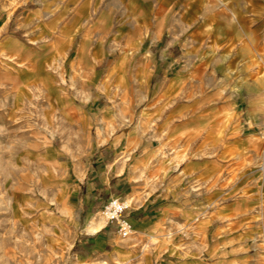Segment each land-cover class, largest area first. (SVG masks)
<instances>
[{"label":"rangeland","instance_id":"1","mask_svg":"<svg viewBox=\"0 0 264 264\" xmlns=\"http://www.w3.org/2000/svg\"><path fill=\"white\" fill-rule=\"evenodd\" d=\"M103 262L264 264V0H0V264Z\"/></svg>","mask_w":264,"mask_h":264},{"label":"crops","instance_id":"2","mask_svg":"<svg viewBox=\"0 0 264 264\" xmlns=\"http://www.w3.org/2000/svg\"><path fill=\"white\" fill-rule=\"evenodd\" d=\"M17 7H22V6H21V4H18ZM232 15H234V14H232ZM121 65L122 64L120 62H118L116 65V68L120 67ZM131 160H132L131 156L128 155L123 162L122 169H120V170L118 168H115L113 170L112 165H114V163H111L109 165V167L107 168L108 169L107 171H109L108 173L110 174V179L107 181L108 182V188H112L113 190L119 191L121 188H124V187L134 188V186H137L139 181L136 178V174L132 170H129V168H128L129 162ZM130 192L136 193L137 190L131 189ZM128 201L130 202V198L128 199ZM158 206H159L158 204H155V200L151 201V199H148V201L147 200H142L141 202L135 201L133 208L137 214L142 215L141 219L145 220L148 216H154V215L158 214V212L160 211L158 209ZM130 219H131V221L134 220L132 217ZM99 221H96V222L98 223ZM89 222H90V220L88 221V223ZM103 225H104V223L102 222L101 226L94 232H89L88 230L87 231L89 233H96L98 231H101V228L104 227ZM133 225H134V223H133ZM102 239H104V238H102ZM103 263H106V262H103Z\"/></svg>","mask_w":264,"mask_h":264},{"label":"built area","instance_id":"3","mask_svg":"<svg viewBox=\"0 0 264 264\" xmlns=\"http://www.w3.org/2000/svg\"><path fill=\"white\" fill-rule=\"evenodd\" d=\"M129 205L117 197L107 200L101 210L106 223L112 224L122 239L129 237L134 232V225L127 212Z\"/></svg>","mask_w":264,"mask_h":264},{"label":"bare ground","instance_id":"4","mask_svg":"<svg viewBox=\"0 0 264 264\" xmlns=\"http://www.w3.org/2000/svg\"><path fill=\"white\" fill-rule=\"evenodd\" d=\"M102 224V221H99L98 223L96 221L90 220V222L87 224V229L89 232L96 231ZM107 264V263H105Z\"/></svg>","mask_w":264,"mask_h":264}]
</instances>
